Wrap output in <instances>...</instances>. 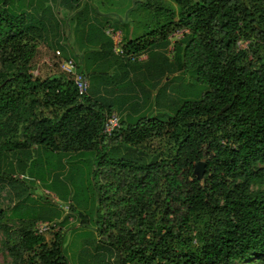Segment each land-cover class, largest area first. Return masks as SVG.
Instances as JSON below:
<instances>
[{
    "label": "trees",
    "instance_id": "obj_1",
    "mask_svg": "<svg viewBox=\"0 0 264 264\" xmlns=\"http://www.w3.org/2000/svg\"><path fill=\"white\" fill-rule=\"evenodd\" d=\"M171 1L175 9L154 7L161 22L150 40L145 34L122 48L138 57L186 30L173 44L172 74L194 77L205 91L166 122H131L129 102L102 98L106 72L99 67L113 46L104 23L93 24L100 13L92 10L93 22L76 15V26L65 27L33 0H0V185L31 166L33 151L70 154L94 168V231L108 260L102 264L263 260L264 0ZM151 2L137 3L149 10ZM93 28L105 46L88 42ZM239 40L246 49L237 48ZM39 45L56 48L59 65L73 61L88 80L86 96H77L62 71L43 79L31 74ZM113 110L119 125L107 137L101 130ZM152 140L167 148L155 151ZM199 161L200 181L192 174ZM5 217L0 208V245L11 264H68L62 234L46 242L33 223L18 219L14 231Z\"/></svg>",
    "mask_w": 264,
    "mask_h": 264
},
{
    "label": "rangeland",
    "instance_id": "obj_2",
    "mask_svg": "<svg viewBox=\"0 0 264 264\" xmlns=\"http://www.w3.org/2000/svg\"><path fill=\"white\" fill-rule=\"evenodd\" d=\"M143 1H93L91 8L98 14L113 15L107 16L106 19L111 22L112 30L117 28L120 39L118 48L122 51L124 43L145 34L146 39L150 40L149 32H157L161 19L155 15V6L176 8L171 0H152V7L145 10L137 3ZM95 19L94 25L97 21L105 22L104 18ZM118 19L123 22H117ZM171 30L172 27L169 28V31ZM69 34V30L66 29L67 38ZM99 35L100 38L94 29V35L88 42L93 45L101 42L105 46L106 42H103L105 40L101 32ZM167 44L169 45L168 41ZM173 44L164 47L160 42L148 47L143 52L149 57L147 64H144L147 60H137V56L133 57L125 51L122 55L111 52L110 58L106 57L99 67L106 72L102 78L104 83L102 98L110 100L124 98L129 102L130 106L126 112L131 113L130 117L133 119L128 117L131 122L143 120L142 118L166 122L183 102L197 101L205 87L196 83L194 77L187 74L181 75L179 72L172 74ZM236 46L239 49H246L247 42L239 40ZM55 51L54 47L47 49L43 45L38 46L32 62L31 74L34 77L43 79L61 73L59 59L62 57L60 54L55 55ZM156 93L159 94L158 101L153 98ZM150 145L155 151L167 148L166 143L161 140H152L148 146ZM32 155L31 159L34 161L27 170L14 171L8 180L9 185L5 183L0 185V208L6 215L4 222L14 231L20 227L18 219L33 223L28 225L31 229H34L36 223H48L50 228L43 232V237L46 242H50L54 233L63 235L62 252L68 264L107 262V254L103 253L96 242L97 236L94 231L97 192L93 183L94 168L91 163L85 161L86 159H74L70 154L55 153L42 148L33 151ZM19 192L20 195L16 197ZM82 219L85 222L81 225ZM0 264H11L1 245ZM240 264H264V259L245 260Z\"/></svg>",
    "mask_w": 264,
    "mask_h": 264
},
{
    "label": "built area",
    "instance_id": "obj_3",
    "mask_svg": "<svg viewBox=\"0 0 264 264\" xmlns=\"http://www.w3.org/2000/svg\"><path fill=\"white\" fill-rule=\"evenodd\" d=\"M107 35L112 41V51L116 54H123V51L119 49L120 39L118 38V33H115L111 30H108ZM184 33H187L186 30H174L168 36L169 45L173 44L177 39L181 38ZM168 45V46H169ZM55 55H59L58 51H55ZM134 57V56H133ZM131 57V60L133 59ZM139 58V56L137 57ZM60 70L71 79L75 89L76 94L79 98L86 96L87 90L89 87L88 80L86 77L75 68V65L71 59H67L59 65ZM119 125V117L115 112H111L108 116H106L101 133L107 137H110L112 133L118 128ZM48 223L39 222L36 223L34 227V234L42 235L43 232L49 230Z\"/></svg>",
    "mask_w": 264,
    "mask_h": 264
},
{
    "label": "crops",
    "instance_id": "obj_4",
    "mask_svg": "<svg viewBox=\"0 0 264 264\" xmlns=\"http://www.w3.org/2000/svg\"><path fill=\"white\" fill-rule=\"evenodd\" d=\"M33 6L39 11L52 12L54 19L60 24V26L73 27L76 15L83 14L87 16L88 22H93L94 15H92V8L94 0H33ZM108 15H101L97 18H106ZM96 20V19H95ZM87 23V22H86ZM97 23H101L97 21ZM109 24L111 22H108ZM104 22V35L109 39L107 31L111 30L115 33H119L116 29L112 30V26ZM76 26V25H75ZM71 38V36H70ZM112 42V41H111ZM141 58V59H140ZM137 60L146 61L147 56L141 54ZM113 112H115L113 110ZM116 113V112H115Z\"/></svg>",
    "mask_w": 264,
    "mask_h": 264
},
{
    "label": "water",
    "instance_id": "obj_5",
    "mask_svg": "<svg viewBox=\"0 0 264 264\" xmlns=\"http://www.w3.org/2000/svg\"><path fill=\"white\" fill-rule=\"evenodd\" d=\"M203 173H204V163L199 161L194 165L192 174L195 176V178L198 181H200L203 177Z\"/></svg>",
    "mask_w": 264,
    "mask_h": 264
}]
</instances>
